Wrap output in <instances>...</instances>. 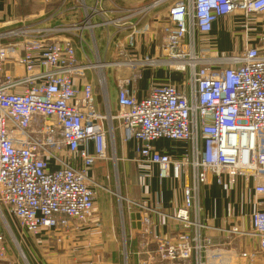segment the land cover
Masks as SVG:
<instances>
[{"label": "built area", "instance_id": "obj_1", "mask_svg": "<svg viewBox=\"0 0 264 264\" xmlns=\"http://www.w3.org/2000/svg\"><path fill=\"white\" fill-rule=\"evenodd\" d=\"M79 6L85 16L72 24L41 25L33 17L7 22L0 30V261L8 260L10 241L25 257V234L39 239L44 230L63 243L69 231L86 229L96 211V164L117 150L118 119L121 142L157 164L161 179L191 176L170 238L151 232L146 207L139 204L142 231L156 242L145 264H207L216 245L204 219L202 187H233L241 176L256 180L253 194L264 196V53L249 45L214 55L198 35L237 10L246 20L264 14V0H152L130 7L116 0H96L93 6L80 0ZM150 12L161 21L158 54L134 57L139 39L152 31L151 22L143 23ZM41 16L55 17L45 9ZM97 27L117 31H108L101 48ZM120 32L123 37L114 38ZM149 65L166 66L183 75V83L153 84L138 96L142 69ZM108 67L117 71L115 111L108 98ZM160 138L186 141L190 149L175 159L153 147ZM255 206L251 231L238 225L226 230L257 235L256 247L242 250L240 257L264 264V208L260 201Z\"/></svg>", "mask_w": 264, "mask_h": 264}, {"label": "crops", "instance_id": "obj_2", "mask_svg": "<svg viewBox=\"0 0 264 264\" xmlns=\"http://www.w3.org/2000/svg\"><path fill=\"white\" fill-rule=\"evenodd\" d=\"M73 1L0 0V30L5 29L7 22L13 20L19 22L33 17H36L39 20L37 22L41 25H60L63 16L71 19H83L85 16L84 9L79 4L73 3ZM116 1L122 6H128L129 3L125 0ZM86 2L93 6L96 0H86ZM47 3L50 6L52 5L49 14L54 13L55 17L47 19L49 16L45 18L41 16V12ZM37 9L40 10L33 12ZM152 12L143 20V23L151 22L152 31L147 37L139 39V48L134 53V57L145 58L158 54L161 41V33L158 29H160L161 21L152 19L150 17L153 15ZM213 28L208 34H199L198 41L209 45L214 55L238 53L249 45L258 46L264 53V14L252 13L246 20L243 12L237 10L231 15L219 18ZM94 31L100 48L107 44L108 31L111 34L117 32L115 27L108 29L97 27ZM123 35L120 32L114 38L118 36L121 38ZM167 82L181 85L183 75L167 71L166 66L154 68L149 65V67H144L139 82L140 92H138V96H141L153 84L160 85ZM110 88V93L115 98L116 110L117 83L111 82ZM99 100H102L101 96ZM132 147V144H123L120 138L118 150H116L118 155L117 171L121 177V179L119 178L121 184L120 196L127 201L126 222L125 215L122 212L120 215L117 203L110 199L102 210L96 207V211L86 223L84 231H69V238H66L62 243L64 247L62 254L58 256L53 253L52 257L43 258L41 262L36 260V264H89L88 262L94 264H125L124 254L127 257V253L128 262L126 264H145L148 259V251L155 249L156 242L145 240L141 220L140 223L136 220L137 226H133L134 223L130 214L140 211L139 204L146 207V215H148L152 224L151 232L154 235L170 238L175 233L177 221L174 213L184 200L183 189L190 184L191 176L185 174L179 180L161 179L158 165L143 161L133 151ZM153 147L175 159L184 157L190 149L188 142L169 138L155 140ZM104 162L105 160L98 161L96 169L102 168L101 163ZM103 170L104 174L102 176L109 177L110 171L106 164L103 166ZM235 179L236 183L233 187L217 183L202 187L201 197L204 219L209 224L207 231L216 245L207 253V264H247L240 257V252L247 248L256 247L259 240V237L255 234L234 236L230 230H226L238 225L241 229L251 231L250 216L256 207V202L260 201V207L264 208V196L257 197L253 194V187L257 181L250 179L247 182L241 176H236ZM124 223L127 232V234L125 232L124 234L128 252L126 250L123 252L120 246L123 239L122 229ZM33 239L37 241L40 247L47 246L50 242L42 235L39 239ZM154 264L169 263L157 262ZM171 264L195 263L192 260L187 262L177 261ZM258 264H263V262L259 260Z\"/></svg>", "mask_w": 264, "mask_h": 264}, {"label": "rangeland", "instance_id": "obj_3", "mask_svg": "<svg viewBox=\"0 0 264 264\" xmlns=\"http://www.w3.org/2000/svg\"><path fill=\"white\" fill-rule=\"evenodd\" d=\"M152 0H130L128 1L129 3L127 4V7L130 6H141L143 4H147L150 3ZM73 3H77L80 4V0H74ZM72 3V4H73ZM48 5V3H47ZM44 8L45 10H47L48 12H50L51 6L48 5ZM165 6L162 8H158L160 10H164ZM40 9L34 10L33 12L39 11ZM52 12V11H51ZM112 15V14H111ZM152 17V16H150ZM76 19V18H75ZM72 19L70 17L67 16H63L62 17V21H60V23L62 25L66 24H72L73 22H71ZM104 37H106L105 35H103ZM88 75H90V73H87ZM116 75H117V71L115 67H108L107 69V80L109 81V101H110V108L112 110H115V104H114V100L115 98L112 96V94L110 93V86H111V82H116ZM113 77V78H112ZM113 80V81H112ZM95 82L97 84V86H99V82L97 80V78L95 79ZM99 92H100V88H99ZM100 98V96L98 97ZM103 110V109H102ZM119 121L118 119L114 122L115 127H117V142H116V148L118 147L119 143H120V138H121V132L119 130L118 127ZM110 147V145H109ZM118 150V148H117ZM117 163H118V155L116 150H112L110 149L109 151V157L105 160L104 163H101L102 168H97L95 170V174L93 175L96 182H98L99 186L97 187L98 190V196H97V200H96V204L100 210H102V208H104V205L107 204V201H109L110 199H113L117 205H118V210L120 212L123 213V215H125V222H126V204L127 201L123 198H121V194H120V190H121V184L119 182V178L121 179V177L119 176V173L117 171ZM107 165L109 167V171H110V176L107 177H103L102 175L104 174V170H103V166ZM99 167V166H98ZM97 174H99L97 176ZM117 207V206H116ZM4 213L6 215L7 218L8 214L5 211L4 207L2 206ZM98 209V210H99ZM100 213V211H98ZM141 213V212H140ZM119 215V216H120ZM121 217V216H120ZM10 219V218H9ZM4 230V224L2 221H0V233L3 232ZM123 239L121 242V247L123 249V252H125V250L127 251V247H126V237L124 232L127 234L126 232V228H125V223L123 226ZM53 234H57L58 232L55 230L52 232ZM39 236H43L44 238H46L47 240H49L50 242H48L49 244L47 246H42L40 247L37 244V241H35V239H33V237H31V235L25 234L24 239L22 238V249L23 252L25 253V257H19V250L17 248V245L13 242L10 241V249H8V260H2L0 261V264H36V260L41 262V259H48L50 257H52L53 253H56L58 256L60 254H62L64 252V247L62 243H56V241L52 240L50 238V236L47 234L46 231L42 230ZM19 239H21L19 237ZM145 240L148 242L153 241V239L151 237L147 238L145 237ZM128 252V251H127ZM49 255V256H48ZM126 254H124V262L125 264L128 262V253H127V257L125 256ZM130 257V254H129ZM187 261H192V260H187ZM187 261H183V262H187ZM89 263V262H88ZM195 263V262H194Z\"/></svg>", "mask_w": 264, "mask_h": 264}, {"label": "water", "instance_id": "obj_4", "mask_svg": "<svg viewBox=\"0 0 264 264\" xmlns=\"http://www.w3.org/2000/svg\"><path fill=\"white\" fill-rule=\"evenodd\" d=\"M131 215V219L133 220V226L134 227H136L137 226V224H136V220H138L139 221V223H140V220H141V218H142V215H141V213H140V211H136V213H132V214H130ZM136 224V225H135ZM141 225V224H140Z\"/></svg>", "mask_w": 264, "mask_h": 264}, {"label": "trees", "instance_id": "obj_5", "mask_svg": "<svg viewBox=\"0 0 264 264\" xmlns=\"http://www.w3.org/2000/svg\"><path fill=\"white\" fill-rule=\"evenodd\" d=\"M97 165V164H96Z\"/></svg>", "mask_w": 264, "mask_h": 264}]
</instances>
